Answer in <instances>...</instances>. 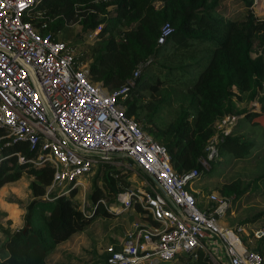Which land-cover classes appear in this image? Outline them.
Segmentation results:
<instances>
[{
	"label": "trees",
	"instance_id": "16d2710c",
	"mask_svg": "<svg viewBox=\"0 0 264 264\" xmlns=\"http://www.w3.org/2000/svg\"><path fill=\"white\" fill-rule=\"evenodd\" d=\"M229 2L241 8L242 13L237 11L226 16V8L215 10L220 4ZM250 5L251 0H38L25 19L39 35L64 41L70 48L82 44L87 34L101 25L93 45L86 47V53L81 51L75 56L74 63L84 64L92 55L87 67L89 78L107 89L126 84L135 70L140 69L141 73L146 68H155L151 67L150 56L161 59L156 62L162 67H165L164 61L175 62L174 70L201 68L193 84L180 94L182 101L171 121L166 122L158 115L161 103L170 100H164L156 89L160 82L157 78L154 83L148 82L138 79L139 73L120 99L124 114L132 117L153 140L165 147L172 169L182 174L199 167L200 160L205 157L206 142L214 134L215 121L232 112L231 90L237 93L250 90L254 96L258 88L262 89L264 18H256ZM73 22L80 26L79 38L72 41L59 38L60 30ZM165 22L172 30L166 40L158 44L159 29ZM195 46L200 47L196 52ZM257 46L259 51L252 56ZM186 59L191 61H184ZM173 68L169 67V75H178ZM143 84L157 92L159 98L146 100L139 93ZM169 86L177 90V86ZM258 102V111L237 114H242L249 126L264 131V92ZM245 137L233 129L232 133L222 136L219 150L235 157L244 155L252 144L249 136ZM37 149V146L30 148L24 140L5 135L0 127V187L23 174L31 177L27 184L31 200L26 206L22 227L9 230L0 226L4 235L0 249L6 252L0 258V264H48L44 258L52 246L82 231L93 218L91 216H109L98 199L107 197L111 202L118 192L129 189V182L119 174L122 167L102 163L95 167V178L86 197L93 211L90 216L78 208V187L71 188L66 195L43 198L52 178V169L44 162L33 164L30 161L36 157ZM18 156L22 161H18ZM260 161L263 171L252 179V185H256L257 180L264 184V157ZM97 179L102 186L97 185ZM217 190L222 196H236L238 183H224ZM202 206L199 203V207ZM136 209L140 211L137 205ZM253 220H264V209L241 223ZM256 242L254 249L262 254L264 241L260 238ZM184 257L189 264H206L201 255L196 260Z\"/></svg>",
	"mask_w": 264,
	"mask_h": 264
},
{
	"label": "built area",
	"instance_id": "2783aa9c",
	"mask_svg": "<svg viewBox=\"0 0 264 264\" xmlns=\"http://www.w3.org/2000/svg\"><path fill=\"white\" fill-rule=\"evenodd\" d=\"M37 1L0 0V127L30 148L37 146L30 161L52 169L42 197L53 199L83 187L81 177L92 174L99 164H122L143 175L141 187L98 203L109 214L130 211L137 218L115 246L103 250L102 264H165L178 255L191 260L201 255L207 264H264V252L251 245L264 237V227L226 225L222 219L229 207L227 197L210 192L199 207L197 192L190 188L210 168L216 147L207 143L197 169L176 173L165 147L120 105L137 70L116 89L92 81L87 67L81 68L85 64L75 65L73 48L39 35L25 19ZM100 30L101 25L96 26L87 38L95 39ZM171 30L168 22L163 23L156 42L162 44ZM227 119L223 116L221 122ZM80 205L85 215L84 199Z\"/></svg>",
	"mask_w": 264,
	"mask_h": 264
},
{
	"label": "rangeland",
	"instance_id": "374dc122",
	"mask_svg": "<svg viewBox=\"0 0 264 264\" xmlns=\"http://www.w3.org/2000/svg\"><path fill=\"white\" fill-rule=\"evenodd\" d=\"M155 5H157V2H155ZM221 8H226V16H230L237 11L242 13L241 8L238 9L235 4H231L230 2L220 4L215 10L219 11ZM250 9L256 18H264V0H258L256 4H253L251 0ZM80 32L79 24L77 22H73L60 30L59 38L72 41L76 37L79 38ZM93 41L94 39H84L82 44H77L72 49V54L77 56L79 53H81V51L86 53V47H91L93 45ZM199 48L200 47L195 46L193 49H195L196 52V49L199 50ZM166 49H169L167 45ZM258 51L259 46L254 48L252 56L257 55ZM91 57L92 55L87 57L84 62L85 65L81 68L85 69L89 66ZM150 59L153 61V63L151 61V67L155 68H146L141 73L140 69H138L136 77L140 73L138 79H146L148 82L152 81V83H154L156 78L160 80L159 84H157L155 87L156 89L158 88L160 93H162L164 100L169 99L170 102L161 103L158 115L168 122L174 117L173 114H175L177 111V105L178 103L180 104V101H182L180 94L186 92L187 88L193 84L201 68L191 67L186 68V71H183V69H177V71L174 70L176 68H173L175 67L173 66L175 62L167 63L164 61L163 63L165 67H162L157 65L156 62H161V59L152 56H150ZM184 61L187 62L191 60L186 59ZM169 67H172L173 72L177 73L178 75H169ZM168 79L170 82L167 81ZM170 84L177 86V90L169 86ZM231 91L230 100L232 112L224 115L228 117L224 123L221 122L223 116L215 121L214 134L206 142V144L208 143L207 145L217 148L218 155L212 161H210V170L201 174V176L190 185V188L198 193H196V200L204 205L206 194L210 192H216L220 194L217 188L221 184L235 181L238 183L239 192L236 194V196H225L229 201V207L225 217L222 219L223 222L231 227L239 224H248L251 228L264 227V220H253L241 223L242 221L252 218L255 213L264 209V184L261 183L260 180H257L256 185H252V179L255 178L259 172L263 171L260 160L262 157H264V131L257 128L256 126H249L248 122L242 118V114H237L241 113L242 111L259 110L260 104L258 102V97L264 92V81H262V89L258 88L256 95L254 96L253 93H250V90L244 91L242 93H237L234 89ZM139 93H142L146 100L147 98H151V100L153 98H159V94H157V92L150 91L147 85L144 84L139 87ZM150 95L151 97H149ZM181 103L185 104V102ZM233 129H237V132L242 133L244 137L246 135L249 136L252 144L248 147V153L246 152L244 155L235 157L229 152L228 154L226 151L221 152L219 150V142L222 141V136L232 133ZM119 161L123 164L127 163L124 159H120ZM114 167L123 168L119 170V174L120 176L125 177L126 181L129 182V189L141 187L140 182L142 181L143 175L139 171L134 168L131 169L126 166L124 167L122 164H114ZM94 172L95 169L92 174L81 177L83 187L78 186L76 191V197L79 201L78 208H81L80 204L82 199H84L83 210L86 216H90L92 214L91 205H85V203L88 202L86 197L91 191L92 183L95 178ZM98 178H100V176ZM30 179V176L23 174L17 180L5 183L0 187V189H4L6 186L8 187V194L4 197L5 202L8 204L19 205L20 208L25 210L24 214L26 212V206L31 200V195L27 188V184ZM96 182L97 185L102 186L99 179H97ZM12 188H17L23 192L25 198L21 199L19 196H17L16 193L12 192ZM124 191L118 193L122 194ZM102 199L108 202L107 197H103ZM8 217V212L0 210L1 227L9 230H17L22 227L24 215L21 217L22 224L16 227H13L14 222ZM91 217L93 218L90 219L88 225L82 231L72 234L66 240L52 246L47 251L44 259L48 264H101L103 261V250L108 245L115 246L117 242L120 241L123 231L128 228L133 220L137 218V213L122 211L119 214H109V216L97 214ZM3 236L4 235L0 232V245L3 241L2 239H4ZM262 239L264 241V237ZM256 241L257 240L251 241L252 248H256ZM263 246L264 242L262 244V247ZM5 253L6 252L4 250L0 249V258L4 257ZM207 262L205 259L206 264ZM189 263L190 262H188L187 258H183V255H178L175 260L167 264Z\"/></svg>",
	"mask_w": 264,
	"mask_h": 264
},
{
	"label": "clouds",
	"instance_id": "9594fccd",
	"mask_svg": "<svg viewBox=\"0 0 264 264\" xmlns=\"http://www.w3.org/2000/svg\"><path fill=\"white\" fill-rule=\"evenodd\" d=\"M26 187V185H25ZM12 192L16 193L21 199H24L25 196L23 192H21L17 188H12ZM8 194V187L6 186L4 189H0V210L6 211L9 213V219L13 220V227L22 224L21 217L24 215V209L20 208L19 205L16 204H8L5 202L4 197Z\"/></svg>",
	"mask_w": 264,
	"mask_h": 264
},
{
	"label": "water",
	"instance_id": "95a60500",
	"mask_svg": "<svg viewBox=\"0 0 264 264\" xmlns=\"http://www.w3.org/2000/svg\"><path fill=\"white\" fill-rule=\"evenodd\" d=\"M39 95H40V94H39ZM43 103H44V102H43ZM45 111H46V114L48 115V114H49V112H48V110H47V108H46V107H45ZM116 157H118V158H119V157H121V155H120V154H117V155H116Z\"/></svg>",
	"mask_w": 264,
	"mask_h": 264
},
{
	"label": "crops",
	"instance_id": "0c3cea01",
	"mask_svg": "<svg viewBox=\"0 0 264 264\" xmlns=\"http://www.w3.org/2000/svg\"><path fill=\"white\" fill-rule=\"evenodd\" d=\"M3 238H4V236H3ZM3 240V239H2ZM61 243V242H60ZM5 255H6V253H5Z\"/></svg>",
	"mask_w": 264,
	"mask_h": 264
},
{
	"label": "snow or ice",
	"instance_id": "6c2138e0",
	"mask_svg": "<svg viewBox=\"0 0 264 264\" xmlns=\"http://www.w3.org/2000/svg\"><path fill=\"white\" fill-rule=\"evenodd\" d=\"M21 7H23V5H21Z\"/></svg>",
	"mask_w": 264,
	"mask_h": 264
}]
</instances>
